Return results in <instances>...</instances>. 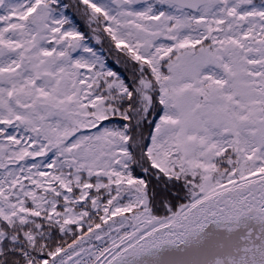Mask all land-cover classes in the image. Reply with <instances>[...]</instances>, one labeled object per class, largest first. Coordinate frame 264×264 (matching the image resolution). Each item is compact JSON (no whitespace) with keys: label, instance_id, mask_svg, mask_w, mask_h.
<instances>
[{"label":"snow or ice","instance_id":"obj_1","mask_svg":"<svg viewBox=\"0 0 264 264\" xmlns=\"http://www.w3.org/2000/svg\"><path fill=\"white\" fill-rule=\"evenodd\" d=\"M0 264H264V0H0Z\"/></svg>","mask_w":264,"mask_h":264},{"label":"trees","instance_id":"obj_2","mask_svg":"<svg viewBox=\"0 0 264 264\" xmlns=\"http://www.w3.org/2000/svg\"><path fill=\"white\" fill-rule=\"evenodd\" d=\"M93 46L99 48V45L93 44ZM107 57V64L109 67H111L113 70L117 71L126 81L130 82V73L128 70L125 69L123 64H117L116 63V53L114 51L110 52L107 48V45H105V51L103 53ZM118 122V118H117Z\"/></svg>","mask_w":264,"mask_h":264},{"label":"flooded vegetation","instance_id":"obj_3","mask_svg":"<svg viewBox=\"0 0 264 264\" xmlns=\"http://www.w3.org/2000/svg\"><path fill=\"white\" fill-rule=\"evenodd\" d=\"M92 43L95 44L94 41Z\"/></svg>","mask_w":264,"mask_h":264},{"label":"rangeland","instance_id":"obj_4","mask_svg":"<svg viewBox=\"0 0 264 264\" xmlns=\"http://www.w3.org/2000/svg\"><path fill=\"white\" fill-rule=\"evenodd\" d=\"M81 24H82V22H81Z\"/></svg>","mask_w":264,"mask_h":264}]
</instances>
